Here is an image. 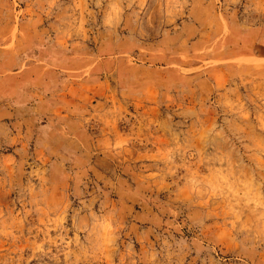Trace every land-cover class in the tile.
I'll list each match as a JSON object with an SVG mask.
<instances>
[{
	"label": "rangeland",
	"instance_id": "rangeland-1",
	"mask_svg": "<svg viewBox=\"0 0 264 264\" xmlns=\"http://www.w3.org/2000/svg\"><path fill=\"white\" fill-rule=\"evenodd\" d=\"M0 264H264V0H0Z\"/></svg>",
	"mask_w": 264,
	"mask_h": 264
}]
</instances>
